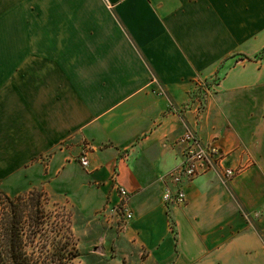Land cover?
I'll return each mask as SVG.
<instances>
[{"label": "crops", "instance_id": "obj_1", "mask_svg": "<svg viewBox=\"0 0 264 264\" xmlns=\"http://www.w3.org/2000/svg\"><path fill=\"white\" fill-rule=\"evenodd\" d=\"M262 51L264 0H0V191L89 219L124 188L122 264H264ZM186 130L224 157L167 207Z\"/></svg>", "mask_w": 264, "mask_h": 264}, {"label": "rangeland", "instance_id": "obj_2", "mask_svg": "<svg viewBox=\"0 0 264 264\" xmlns=\"http://www.w3.org/2000/svg\"><path fill=\"white\" fill-rule=\"evenodd\" d=\"M260 58H264V51ZM194 86L196 92L203 90L204 98L206 85ZM37 190L42 194L39 210L43 218L34 243L27 245L28 252L36 251L39 257L38 253L42 252L44 263L48 259L47 263L60 264L59 255L65 252L68 259L63 264H122V254L117 250L127 243L119 215L106 211L86 219L68 200L54 196L43 187Z\"/></svg>", "mask_w": 264, "mask_h": 264}, {"label": "trees", "instance_id": "obj_3", "mask_svg": "<svg viewBox=\"0 0 264 264\" xmlns=\"http://www.w3.org/2000/svg\"><path fill=\"white\" fill-rule=\"evenodd\" d=\"M41 192L37 188L10 197L0 191V264H55L42 260V252H28L39 232L42 212L39 210ZM65 252L59 255L63 264L68 258ZM44 259V258H43Z\"/></svg>", "mask_w": 264, "mask_h": 264}, {"label": "built area", "instance_id": "obj_4", "mask_svg": "<svg viewBox=\"0 0 264 264\" xmlns=\"http://www.w3.org/2000/svg\"><path fill=\"white\" fill-rule=\"evenodd\" d=\"M202 85L205 86L202 83H198L196 86L202 87ZM202 94L203 90L194 93L200 105L203 103ZM178 144L181 147L180 163L176 169L164 176L166 182L173 186V189L168 186L162 194V201L167 207L184 205L186 196L183 184L198 176L201 165L206 164L208 167L218 165L224 157L215 141L203 143L191 130H186L180 136ZM79 162L82 167L86 168L88 166L86 155L83 154ZM235 174L236 172L231 169L225 170L227 177L232 178ZM118 195L119 202L111 211L119 215L124 230L127 222L132 219V213L127 206V191L124 188H118Z\"/></svg>", "mask_w": 264, "mask_h": 264}]
</instances>
